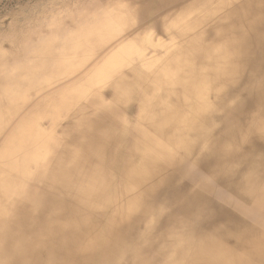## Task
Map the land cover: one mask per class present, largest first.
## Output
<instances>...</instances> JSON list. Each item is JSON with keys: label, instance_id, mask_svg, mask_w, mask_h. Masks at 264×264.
I'll return each mask as SVG.
<instances>
[{"label": "bare ground", "instance_id": "6f19581e", "mask_svg": "<svg viewBox=\"0 0 264 264\" xmlns=\"http://www.w3.org/2000/svg\"><path fill=\"white\" fill-rule=\"evenodd\" d=\"M141 2L0 90V264H264V0Z\"/></svg>", "mask_w": 264, "mask_h": 264}, {"label": "rangeland", "instance_id": "374dc122", "mask_svg": "<svg viewBox=\"0 0 264 264\" xmlns=\"http://www.w3.org/2000/svg\"><path fill=\"white\" fill-rule=\"evenodd\" d=\"M143 7L141 0H0V90L27 77L32 65H39L38 61L26 57L34 48L46 43L51 47L43 51L52 52L60 46L65 33L91 28L86 25L87 18L108 11L113 15L123 14L121 18L113 16L120 30L134 24L143 28L146 25L140 23L138 14ZM130 32L126 34L127 39L134 30ZM152 32L156 34L157 30ZM22 63H25L23 72L5 76L9 73H5L7 69Z\"/></svg>", "mask_w": 264, "mask_h": 264}]
</instances>
